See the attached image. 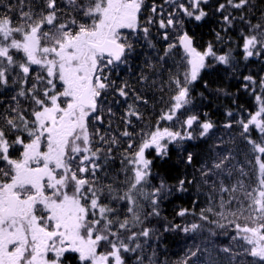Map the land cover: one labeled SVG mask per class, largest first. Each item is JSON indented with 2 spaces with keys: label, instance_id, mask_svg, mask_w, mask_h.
<instances>
[{
  "label": "snow or ice",
  "instance_id": "1",
  "mask_svg": "<svg viewBox=\"0 0 264 264\" xmlns=\"http://www.w3.org/2000/svg\"><path fill=\"white\" fill-rule=\"evenodd\" d=\"M0 264H264V0H0Z\"/></svg>",
  "mask_w": 264,
  "mask_h": 264
},
{
  "label": "trees",
  "instance_id": "2",
  "mask_svg": "<svg viewBox=\"0 0 264 264\" xmlns=\"http://www.w3.org/2000/svg\"><path fill=\"white\" fill-rule=\"evenodd\" d=\"M205 31H207L205 29ZM207 38V37H206ZM183 237H170L168 240L167 248L170 259L175 260L181 254V247L183 245Z\"/></svg>",
  "mask_w": 264,
  "mask_h": 264
}]
</instances>
